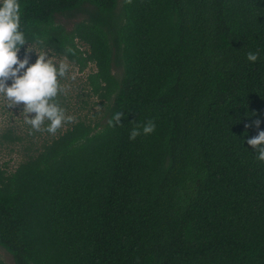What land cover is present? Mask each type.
Wrapping results in <instances>:
<instances>
[{
  "label": "trees",
  "instance_id": "trees-1",
  "mask_svg": "<svg viewBox=\"0 0 264 264\" xmlns=\"http://www.w3.org/2000/svg\"><path fill=\"white\" fill-rule=\"evenodd\" d=\"M21 28L95 64L103 112L0 165L16 264H264V162L246 143L264 129V0H22Z\"/></svg>",
  "mask_w": 264,
  "mask_h": 264
},
{
  "label": "clouds",
  "instance_id": "clouds-1",
  "mask_svg": "<svg viewBox=\"0 0 264 264\" xmlns=\"http://www.w3.org/2000/svg\"><path fill=\"white\" fill-rule=\"evenodd\" d=\"M22 0H0V94L16 106L23 102L25 122L31 129L39 131L47 122L43 131L50 136L75 123V117L68 116L66 111L56 103L58 96L65 93L59 80L64 78L68 67L65 63H57L55 57L49 54L43 41H38L41 48L37 50L30 43L25 31L21 28ZM28 45L24 58L18 53L21 47ZM35 52L37 58L29 64V53ZM71 55V52L68 53ZM247 59L250 62L258 60L259 53L249 51ZM9 80L11 83H9ZM29 113H35L29 116ZM124 112L115 111L108 120L109 126L120 122ZM255 125L259 128L261 121ZM156 123L152 119L143 122L142 126L132 127L129 139L148 135L154 132ZM246 143L255 149L256 159L264 162V129H259L255 136L248 137Z\"/></svg>",
  "mask_w": 264,
  "mask_h": 264
},
{
  "label": "rangeland",
  "instance_id": "rangeland-1",
  "mask_svg": "<svg viewBox=\"0 0 264 264\" xmlns=\"http://www.w3.org/2000/svg\"><path fill=\"white\" fill-rule=\"evenodd\" d=\"M70 20L64 21L68 23ZM34 46L37 50L40 49L37 45ZM80 46L82 50L88 49L85 44H80ZM26 47L18 53L21 59L25 56L24 49ZM48 51L51 56L55 57L57 63L63 62L68 67L65 77L59 80L61 88L66 91L64 95L58 96L57 105L63 108L68 116L75 117V123L80 120L92 122L93 124L99 122L103 107L88 83V76L97 70L95 64H90L88 68L82 71L78 65L67 58L56 55L50 50ZM28 56L29 64L34 63L37 58L35 52L29 53ZM9 83H11L10 80ZM9 105L10 102L0 94V165L9 170H15L20 163L26 160L30 154L35 153L37 148H41L42 144L52 136L43 131L47 124L46 121L39 131L31 129V126L25 122V113L22 112L23 102L16 106ZM28 115L31 117L35 113H29ZM72 125L60 131H64ZM9 131L12 132V137H20V141L13 142L5 139L4 135ZM0 264H16L12 255L1 245Z\"/></svg>",
  "mask_w": 264,
  "mask_h": 264
}]
</instances>
